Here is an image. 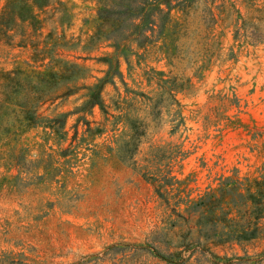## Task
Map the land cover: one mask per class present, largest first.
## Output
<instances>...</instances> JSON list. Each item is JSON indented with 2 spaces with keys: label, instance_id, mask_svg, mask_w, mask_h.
Wrapping results in <instances>:
<instances>
[{
  "label": "rangeland",
  "instance_id": "374dc122",
  "mask_svg": "<svg viewBox=\"0 0 264 264\" xmlns=\"http://www.w3.org/2000/svg\"><path fill=\"white\" fill-rule=\"evenodd\" d=\"M104 1L0 22V264H264V0Z\"/></svg>",
  "mask_w": 264,
  "mask_h": 264
},
{
  "label": "trees",
  "instance_id": "16d2710c",
  "mask_svg": "<svg viewBox=\"0 0 264 264\" xmlns=\"http://www.w3.org/2000/svg\"><path fill=\"white\" fill-rule=\"evenodd\" d=\"M50 1L52 0H8L0 16V22L6 25L13 17L33 18L32 8L46 5ZM161 1L169 0H119L116 4L113 0L110 3L104 1L99 13L100 17L112 26L110 38L113 44L117 45L128 38L142 44L157 37L168 20V12L159 8ZM125 19L129 21L126 23ZM136 19L140 22L135 23ZM5 78L9 79V75ZM17 85L20 86V83L17 82ZM97 87L100 89L102 84ZM98 95L99 92L90 95V102H95ZM35 112L36 109H26L25 119L32 123Z\"/></svg>",
  "mask_w": 264,
  "mask_h": 264
}]
</instances>
